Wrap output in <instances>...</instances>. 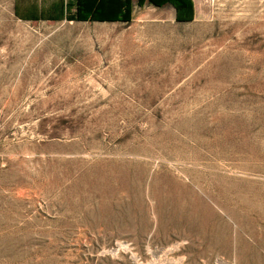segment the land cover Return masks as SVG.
Here are the masks:
<instances>
[{
	"label": "rangeland",
	"instance_id": "1",
	"mask_svg": "<svg viewBox=\"0 0 264 264\" xmlns=\"http://www.w3.org/2000/svg\"><path fill=\"white\" fill-rule=\"evenodd\" d=\"M199 6L0 18V264H264V0Z\"/></svg>",
	"mask_w": 264,
	"mask_h": 264
},
{
	"label": "crops",
	"instance_id": "2",
	"mask_svg": "<svg viewBox=\"0 0 264 264\" xmlns=\"http://www.w3.org/2000/svg\"><path fill=\"white\" fill-rule=\"evenodd\" d=\"M206 0H0V18L4 13L25 21H127L137 7L152 4L173 12L175 19L201 15L199 4Z\"/></svg>",
	"mask_w": 264,
	"mask_h": 264
},
{
	"label": "trees",
	"instance_id": "3",
	"mask_svg": "<svg viewBox=\"0 0 264 264\" xmlns=\"http://www.w3.org/2000/svg\"><path fill=\"white\" fill-rule=\"evenodd\" d=\"M177 19H181L180 16H177ZM123 20H129V17L124 18Z\"/></svg>",
	"mask_w": 264,
	"mask_h": 264
}]
</instances>
